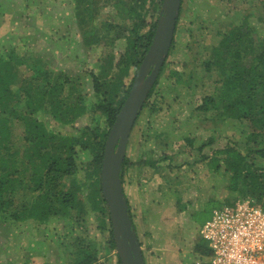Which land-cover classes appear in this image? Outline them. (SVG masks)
<instances>
[{"label": "trees", "instance_id": "16d2710c", "mask_svg": "<svg viewBox=\"0 0 264 264\" xmlns=\"http://www.w3.org/2000/svg\"><path fill=\"white\" fill-rule=\"evenodd\" d=\"M99 1L73 0L74 8L78 12L77 25L81 27L83 35L82 49L85 50L89 49L93 42L99 45L101 43V39L96 38L99 34L94 29L95 22H93L95 19L93 11ZM185 1L192 6L195 1H198L197 4H202L199 0H181L175 38L169 56L177 49L176 39L181 29L180 21L186 14L183 8ZM231 2L232 0H227L224 5L221 2L222 6L213 8L214 11L206 1L202 4L210 15L206 20L201 15H195L194 19L189 21L190 42L184 46L182 67L171 68V64L167 62L164 64L147 96L143 110L148 108L151 113L155 110L160 112L163 109L161 103L169 100L172 94L183 91L184 86L191 94H188L191 102L187 104L189 119L181 124L183 126V123L189 121L190 133L205 122L213 123L214 126L229 121L243 123L249 132L248 143L228 140L222 146L214 148L217 139L210 135L197 148L200 156L198 161L206 162L213 171H218L222 167L224 174L231 175L232 185L229 188L231 191L239 192L243 197H249L257 203H264V0H258V3L251 8L252 11L244 5L230 6ZM161 5L162 0H116L112 6L120 20L131 21L130 24L121 25L106 23L107 37L113 35L116 26L121 28L119 31L124 29L128 32L123 36L119 32L111 37V42L124 38L126 46L118 57L110 54L106 66H103L104 77L108 75L106 71L109 69L117 73H113L115 76L109 82L104 78L101 81L95 72L89 73L97 100L93 103V110L104 117L108 127L106 131L100 130L99 122L96 128L85 131L82 135L65 134L60 130L49 129V122L46 120L54 119L66 126L72 123L74 117L77 119L85 113L86 94L82 90L81 77L71 79L67 73L63 74L61 71L54 75L52 83L49 63L41 57V52L31 51L29 48L31 44L27 41L22 47L23 50L14 46L8 51L0 52V229L2 231L4 229L8 231L9 227L27 220L45 223L50 217L61 215L70 216L76 224L82 225L83 215L87 213L88 208L78 202L81 198L77 200L75 192L64 191L62 187L65 180L77 173L79 153L87 151L92 157L90 166L91 171L94 172L91 175L93 178L89 194L91 210L96 213V219L100 220L101 227L104 225L109 227L102 231L105 235L102 242L104 248L108 253L115 250L109 212L100 185L105 143L135 76L130 78L128 85H125L124 79L129 76L132 68L138 69L147 53L155 35ZM156 8L154 21L148 23L146 18L150 10L154 12ZM220 16L221 18L225 16L226 20H219ZM209 24L214 25L216 29L212 31L216 42L210 46L204 44L199 53L198 48L203 44L199 39L204 37V31L209 29ZM89 27L92 29L85 30ZM93 37L96 41H93ZM35 53L39 54L34 56ZM20 65L25 66L26 72L31 74L29 77L21 79L18 76L20 71L17 68ZM163 89L167 93L166 96L163 95ZM175 94L173 100L176 102L182 97ZM197 94L199 101L195 98ZM151 98H153L152 104L149 102ZM141 114L142 111L139 117ZM15 121L20 123V138H16L18 135L13 128ZM172 124L169 122L168 126L171 130ZM171 134L172 132L168 130L155 134L158 145L169 141ZM180 138L181 142L188 144L189 147L195 141L193 136L182 131ZM16 139H19L17 143L24 149L23 161L20 164H17L13 158L14 155L18 156L20 150L11 153L9 148ZM171 156L172 154L164 149L158 160L149 158L142 160L139 165L156 169L159 162H167L168 166H171ZM127 167L128 159L124 158L121 167L122 184L125 181ZM73 181L75 183V180ZM124 197L127 200L125 192ZM236 201L238 200H227L222 203L208 201L215 206L207 213L206 218L200 221V225L211 218L214 210L232 205ZM127 205L128 214L135 227L128 200ZM93 248L88 242L85 247L80 248L79 255L71 264H94L98 253L97 248L95 247V250ZM116 264H121L118 257Z\"/></svg>", "mask_w": 264, "mask_h": 264}, {"label": "rangeland", "instance_id": "374dc122", "mask_svg": "<svg viewBox=\"0 0 264 264\" xmlns=\"http://www.w3.org/2000/svg\"><path fill=\"white\" fill-rule=\"evenodd\" d=\"M115 1L100 0L97 4L93 11L95 16L93 22L94 29L99 34L96 38L101 39V43L99 45L93 42L92 46L85 50L82 49L83 35L81 27L77 25L78 12L74 8L73 0H0V52L8 51L14 46L22 49L27 41L31 44L29 46L31 51L41 52V57L49 63L52 83L54 75L61 71L63 74L67 73L71 79L75 77L82 79V90L86 94L85 113L77 119L74 117L72 123L66 126L54 119L46 120L49 122V129L60 130L65 134L82 135L83 132L96 128L98 122L100 130L108 129L104 117L93 110V103L97 100L89 73L95 72L101 81L104 78L107 82L114 78L113 73H117L109 69L106 71L108 75L104 77L103 66H106L110 54L118 57L126 46L124 38L111 42V37L119 32L122 36L128 32L124 29L119 31L121 28L116 26L113 35L107 37L106 23L121 25L130 24L131 21H122L115 14L112 8ZM199 1L202 4L206 1L214 11L213 8H219L227 0ZM185 2L183 8L186 14L180 21L181 29L176 39L177 49L166 60L172 65L171 68L182 67L184 46L190 42L189 21L194 19L195 15H201L205 20L210 15L208 9L202 4H197L198 1H195L193 6ZM257 3L258 0H232L229 5L236 7L244 5L252 11L251 8ZM156 10L157 8L154 12L150 10L146 18L148 23L154 21ZM190 13L192 14L189 15ZM219 20H226V17L220 16ZM209 26V29L204 31V37L199 39L203 43L198 48L199 53L204 44L210 46L216 42L212 33L216 29L212 24ZM90 29L92 28H85ZM92 39L96 41L95 37ZM37 54L39 53H35L34 56ZM17 69L20 71L18 76L21 79L31 75L26 72L24 65ZM136 72L134 68L129 71V76L124 79L125 85H128ZM182 89L183 91L176 93L182 98L175 102L173 100L175 93L172 94L169 100L161 103L160 107L163 109L160 112L155 110L151 113L148 108L144 110L142 108V114L138 116L126 146L125 158L128 159V167L123 189L130 205L134 229L145 264H195L201 259L200 255L208 253L207 243L199 234L200 221L204 220L215 206L208 201L222 203L227 200L250 199L229 189L232 185L231 175L224 174L222 167L218 171H213L206 162L198 161L200 156L197 150L210 135L217 139L214 148L222 146L228 140L248 143L249 132L245 125L229 121L214 126L213 123L205 122L195 130L191 128L193 129L191 133L189 131V136L195 138L194 144L189 147L188 144L181 142L180 132L183 130L180 126L185 118L184 109L187 104L189 105L188 102H191L189 99L191 94L184 86ZM163 95H167L165 89ZM195 98L199 99L198 94ZM152 101L153 98L149 100L151 104ZM169 122H173L172 130L168 128ZM19 124L15 121L13 125L15 134L18 135L16 138L21 137ZM163 130L171 131L172 137L165 142L166 144L158 145L155 134ZM18 140L16 139L9 148L11 153L20 150L18 156L13 157L15 162L20 164L23 161L24 149L17 143ZM163 148L172 154L171 166H168L167 162H159L156 169L139 165L142 160L149 158L158 160ZM91 158L87 151L80 152L77 158V173L65 180L62 187L64 191L75 192L77 200L81 198L78 202L88 208L87 213L83 215L82 225L76 224L70 216L61 215L52 216L45 223L27 220L9 227L8 231L0 229V264H71L79 255L80 248L85 247L88 242L94 247L93 250L97 248L98 254L94 264H116L118 257L116 250L108 253L102 243L105 238L102 231L109 227L107 225L101 227L100 220L96 219V213L91 210L89 194L93 178L91 175L94 174L90 166Z\"/></svg>", "mask_w": 264, "mask_h": 264}, {"label": "water", "instance_id": "95a60500", "mask_svg": "<svg viewBox=\"0 0 264 264\" xmlns=\"http://www.w3.org/2000/svg\"><path fill=\"white\" fill-rule=\"evenodd\" d=\"M180 9L181 0H162L153 41L137 69L105 143L100 185L109 212L115 250L121 264H145L136 231L128 214L121 167L130 133L169 56Z\"/></svg>", "mask_w": 264, "mask_h": 264}, {"label": "built area", "instance_id": "2783aa9c", "mask_svg": "<svg viewBox=\"0 0 264 264\" xmlns=\"http://www.w3.org/2000/svg\"><path fill=\"white\" fill-rule=\"evenodd\" d=\"M199 234L208 253L195 264H264V203L248 199L222 206Z\"/></svg>", "mask_w": 264, "mask_h": 264}, {"label": "crops", "instance_id": "0c3cea01", "mask_svg": "<svg viewBox=\"0 0 264 264\" xmlns=\"http://www.w3.org/2000/svg\"><path fill=\"white\" fill-rule=\"evenodd\" d=\"M184 111H185V118H184V120L186 121V119H189V108L186 107V108L184 109ZM184 120H183V121H184ZM185 121H184V122H185ZM172 123H173V122H172ZM180 128H181V130H183L182 132H185L186 134L189 135V121H187L186 124L183 123V126L181 125ZM170 137H172V135H171Z\"/></svg>", "mask_w": 264, "mask_h": 264}]
</instances>
